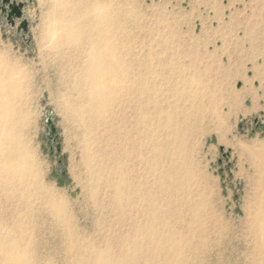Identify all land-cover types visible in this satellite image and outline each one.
<instances>
[{"label": "rangeland", "instance_id": "1", "mask_svg": "<svg viewBox=\"0 0 264 264\" xmlns=\"http://www.w3.org/2000/svg\"><path fill=\"white\" fill-rule=\"evenodd\" d=\"M15 1L29 29L0 19V63L19 71L22 139L66 204L58 218L33 194L18 236L32 264H104L148 225L168 245L179 239L180 264H264L253 233L264 158L250 153L264 155V0ZM62 30L81 36L67 43ZM96 30L124 88L88 130L73 109L89 102L78 78L102 46ZM141 242L136 263L162 264L146 233Z\"/></svg>", "mask_w": 264, "mask_h": 264}, {"label": "bare ground", "instance_id": "2", "mask_svg": "<svg viewBox=\"0 0 264 264\" xmlns=\"http://www.w3.org/2000/svg\"><path fill=\"white\" fill-rule=\"evenodd\" d=\"M106 18V15L102 17V22ZM105 31L109 33L110 30L106 28ZM62 32L67 43H77V36L78 39L81 36V30H62ZM96 33L98 34L97 42L102 46L98 47L97 45L90 50L86 61V71L82 78H78L89 102L73 109L74 115L84 126L88 127V130L93 129L101 116V111L108 106L109 102L117 100L116 98L124 88L119 70L122 65L111 48V40L107 39L105 32L103 33L101 30H96ZM62 40L59 37L56 42L60 43ZM13 71L19 73L16 68L14 70L6 68L3 62L0 63V264H32L31 256L27 250L21 248L18 236L21 233L19 229L28 218L27 211L31 207L33 194H39L44 203L50 201L58 218L61 217V212L63 213L66 204L62 199L57 200L56 198L55 200L54 196L43 186L33 154L28 148V144L22 139L23 129L27 126L25 117L20 118L22 112L18 104L23 96V86L20 77L12 79ZM6 75L7 77H5ZM154 103L156 102L154 101ZM250 153L254 159H257L258 156H260L259 159L264 158V155H261V151L256 147L251 149ZM252 167L256 172V165L253 164ZM119 184L117 199L122 202L125 195L123 191L128 183L125 181ZM134 185L130 186V190L126 194L130 200V206L133 205L132 201H136L133 200L135 194L138 195L137 201L141 199L140 193L136 190V184ZM259 209H264V201L259 203ZM156 219L157 217L154 216L149 222ZM142 232L143 234H141ZM144 233L148 235L151 255L162 252L166 254V259L162 264H180L183 255L178 244L179 239L174 238L172 245L164 243V240L158 236V229L153 225H148L147 229L133 233L128 239L129 244L124 256L118 259L112 257L109 262L104 261V264H137L139 257L146 253V251L143 252L144 245L142 243L144 242L139 244V238H144ZM253 233L257 251H260L264 257V213L262 211L255 216ZM166 241H170V239ZM93 256L95 257V255Z\"/></svg>", "mask_w": 264, "mask_h": 264}, {"label": "water", "instance_id": "3", "mask_svg": "<svg viewBox=\"0 0 264 264\" xmlns=\"http://www.w3.org/2000/svg\"><path fill=\"white\" fill-rule=\"evenodd\" d=\"M6 2L9 3V22L12 24V26L15 25V20L20 21V30H23L25 33H28L29 29V23L28 21L24 18L23 10H24V4L23 3H18L17 1L11 2L10 0H7ZM48 126L52 130V134L55 133V127L52 123L51 118H48ZM221 151L224 152V148H221Z\"/></svg>", "mask_w": 264, "mask_h": 264}, {"label": "flooded vegetation", "instance_id": "4", "mask_svg": "<svg viewBox=\"0 0 264 264\" xmlns=\"http://www.w3.org/2000/svg\"><path fill=\"white\" fill-rule=\"evenodd\" d=\"M7 0H0V19L2 17H6V19L9 21V3L6 2ZM11 2H13L14 0H10ZM21 24V23H20ZM19 33H22V35H25L26 33L23 30H20V25L17 28Z\"/></svg>", "mask_w": 264, "mask_h": 264}]
</instances>
